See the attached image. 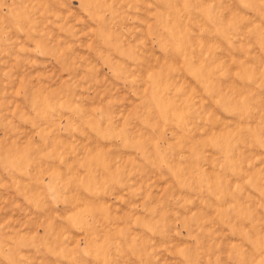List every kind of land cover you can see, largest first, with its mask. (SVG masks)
Listing matches in <instances>:
<instances>
[{
    "label": "rangeland",
    "instance_id": "374dc122",
    "mask_svg": "<svg viewBox=\"0 0 264 264\" xmlns=\"http://www.w3.org/2000/svg\"><path fill=\"white\" fill-rule=\"evenodd\" d=\"M3 5L0 234L39 236L25 264H264V5L115 0L99 29L79 0Z\"/></svg>",
    "mask_w": 264,
    "mask_h": 264
},
{
    "label": "clouds",
    "instance_id": "9594fccd",
    "mask_svg": "<svg viewBox=\"0 0 264 264\" xmlns=\"http://www.w3.org/2000/svg\"><path fill=\"white\" fill-rule=\"evenodd\" d=\"M114 3L115 0H79V7L84 16L90 20L93 18L95 19L99 29L101 25L108 23V21L104 20V17H108L109 20H111L110 12ZM257 3L259 5H264V0H257ZM0 7H6L3 5V0H0ZM77 22H83V19L81 18ZM117 55L119 54L117 53ZM101 131H103V129H101ZM0 161L19 163V149L15 147H9L7 150L0 148ZM87 195L89 199L95 200L99 194L93 191ZM129 195H131V193H129ZM141 215L143 220L131 230L129 233L130 236L136 231L149 236L152 234L144 227V225L149 221L155 223V221L159 219V213L154 215L148 210H141ZM61 223L69 229L72 228V225L68 223L66 219H62ZM88 226L87 221H85V223L81 226V230H84ZM34 239L38 240L39 236L37 235L33 238L19 229L12 232L10 235L7 233L0 234V260H4L5 264H25L26 258L23 256L22 250L25 247L26 242H32ZM137 239L139 240V237H137Z\"/></svg>",
    "mask_w": 264,
    "mask_h": 264
}]
</instances>
